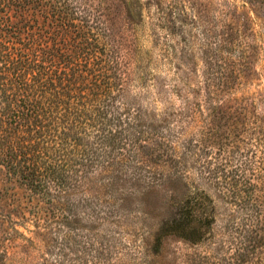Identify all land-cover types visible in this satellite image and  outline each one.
<instances>
[{
	"label": "trees",
	"instance_id": "trees-1",
	"mask_svg": "<svg viewBox=\"0 0 264 264\" xmlns=\"http://www.w3.org/2000/svg\"><path fill=\"white\" fill-rule=\"evenodd\" d=\"M123 3L0 0V169L25 188L18 212L55 235L114 232L138 214L157 245L187 244L230 196L236 260L264 264V116L234 95L245 76L210 75L203 89L192 74L163 83L136 69L142 60L112 29ZM134 88L147 98H131ZM190 169L213 181L214 198ZM47 253L39 264L65 262Z\"/></svg>",
	"mask_w": 264,
	"mask_h": 264
},
{
	"label": "rangeland",
	"instance_id": "rangeland-1",
	"mask_svg": "<svg viewBox=\"0 0 264 264\" xmlns=\"http://www.w3.org/2000/svg\"><path fill=\"white\" fill-rule=\"evenodd\" d=\"M112 29L121 47L142 60L136 69L153 72L163 83L187 73L204 89L207 76L244 75L237 80L240 84L233 85L238 87L234 95L244 104L253 102L264 116V0H124ZM130 91L131 98L148 96L142 89ZM176 97L173 101L178 104ZM162 103L157 101L158 109L164 108ZM205 145L216 150L210 143ZM248 148L240 144L242 161L248 160ZM189 174L195 185L216 196L208 186H214L213 181L193 169ZM19 202H28L25 188L0 169V264H39L44 257L51 260L49 250L63 255L61 264H261L236 260L241 235L230 220L235 213L230 196L215 201L216 216L223 215L204 227L200 242L163 245H157L156 230L138 214L123 216L124 225L114 232L79 230L55 235L36 227L25 212L19 213ZM204 210L212 219V205L206 204Z\"/></svg>",
	"mask_w": 264,
	"mask_h": 264
}]
</instances>
